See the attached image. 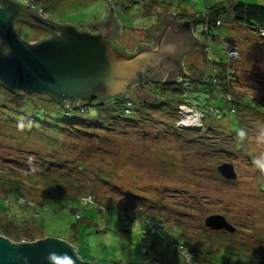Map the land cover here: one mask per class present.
Segmentation results:
<instances>
[{"label": "rangeland", "instance_id": "obj_1", "mask_svg": "<svg viewBox=\"0 0 264 264\" xmlns=\"http://www.w3.org/2000/svg\"><path fill=\"white\" fill-rule=\"evenodd\" d=\"M55 1L48 18L63 20L55 21L61 24L68 19L65 23L90 32L95 29L88 25L104 20L113 9L121 27L115 43L128 53L138 48L139 41L151 44L146 31L156 33L162 17L231 4L227 0ZM239 1L264 6V0ZM75 3L79 6L72 9ZM221 21L220 35L241 57L236 64L239 89L264 97V40L256 29L237 24L230 13ZM15 30L30 43L48 37L44 30L22 20L15 23ZM206 51V61L200 52H193L183 63L186 70L198 69L204 76L191 96L199 106L212 104L229 117L224 103L207 84L211 62L217 66L227 62L225 50L210 44ZM184 77L180 74L174 82L182 83ZM148 83L143 87L153 95ZM133 94L135 105L140 103V115L133 123L109 115L95 104L89 107V115L80 117L88 119L82 123V133L61 131L63 121L71 119L61 108L46 106L24 112V104L31 101L27 94L14 97L0 91V200L9 193L21 196L15 198L21 204L18 210L0 215L2 228L11 234L27 231L35 241L46 237L65 241L82 261L91 264H185L183 241L191 242L199 263L251 264L264 246V114L249 111L240 118L236 129L245 137L239 140L232 131L234 117L206 120V129L216 132L193 125L176 130L180 111L145 107L157 103V98L153 95L154 103L142 104L136 100L141 94L137 86ZM3 123L18 125L20 132ZM226 138L228 144L220 141ZM225 163L233 165L235 180L218 175L216 168ZM101 206L111 210L101 212ZM121 210L135 213L140 221L165 222L179 242L172 238V244L168 237L166 243L156 236L147 238L138 222L124 224V215L117 212ZM212 215L223 216L235 232L206 228L204 220ZM0 236L4 237L1 232ZM143 250L147 256L140 254Z\"/></svg>", "mask_w": 264, "mask_h": 264}, {"label": "water", "instance_id": "obj_2", "mask_svg": "<svg viewBox=\"0 0 264 264\" xmlns=\"http://www.w3.org/2000/svg\"><path fill=\"white\" fill-rule=\"evenodd\" d=\"M21 20L44 30L48 37L34 43L22 40L15 30V23ZM88 26L95 32L55 22L16 0H0V87L14 95L46 94L69 108L87 99L103 106L124 99L136 86L142 94L136 100L152 104L156 98L146 92L145 81L173 83L180 74L200 79L194 73L186 75L182 66L183 58L197 47L206 61L190 24L161 19L158 33L150 36L152 33L146 31L151 44L139 41L133 53L115 45L121 27L113 9L104 20ZM216 171L226 181L236 179L232 164H222ZM204 226L212 231L235 232L219 215L207 217ZM0 264L91 263L82 261L73 246L59 239L14 243L0 236Z\"/></svg>", "mask_w": 264, "mask_h": 264}, {"label": "trees", "instance_id": "obj_3", "mask_svg": "<svg viewBox=\"0 0 264 264\" xmlns=\"http://www.w3.org/2000/svg\"><path fill=\"white\" fill-rule=\"evenodd\" d=\"M19 1L22 2L25 0H19ZM26 1L29 2L30 7L39 11L46 18H48V16H46L47 14H52V13H50V10L54 9V5L56 6V4H57V2L55 0H26ZM227 2L231 3V4L228 6H223V5L214 6V7H211L210 9L206 10L205 12H201V13L179 14V15L174 13V16L171 13L168 16V19H171L172 21H176L177 23H187V24H190L192 28H195L198 39L201 40L200 46L203 47L204 52H207L206 49L210 44L221 45V47H223L225 50L224 44L231 43V42L227 41L224 37H222L220 35V32H219V30L223 24L221 21V17L224 15H227L229 13L232 15L233 20L237 24H242V25H245L247 27L256 29V32L260 35V38L262 40H264V36L261 35V32L262 31L264 32V6L247 4V3L240 2L239 0H227ZM77 6H79V5L77 3H75V4H73V7H71V8L77 9ZM165 18L166 17H164L162 19H165ZM61 19H65V18H61ZM174 19H176V20H174ZM66 20H68V19H65V21ZM55 21L60 22L63 20H57L55 18ZM65 21H64V23H65ZM91 24H93V23H91ZM87 31H89V30H87ZM152 35H155V34H151L150 36H152ZM141 43L146 44L148 42L146 40V41H141ZM115 45L117 47H119L120 50L126 51L122 47L118 46L116 43H115ZM232 46L235 47L233 44H232ZM235 49H236V47H235ZM199 51H200V48L197 47L193 52L197 53ZM193 52L191 54H193ZM238 54H239V52H238ZM188 56H186V57H188ZM239 56H240V54H239ZM186 57H184L183 61H182L184 73L186 75H191L192 73H194L196 76H199L200 79L199 80H192L191 78L184 77L185 80L182 81V83L162 82V83H157V84L155 83L154 84L153 82H149L147 84V87L152 89L151 93L157 98L158 102L155 103L154 105L145 106V107H150L152 110L161 108L160 110H170L172 112L173 110L176 111L180 105L196 106V108L199 111H202V113L204 115L203 129H202V131H204V132H216V131H213L211 129H206V125H205L206 120H208L210 118H215L217 120L227 118V120H230L232 117H234V121H232V122L235 125V129L232 130L229 126L227 128H230L232 131L237 132V134L235 135L236 139H239V140L243 139L245 137L244 133L241 134V132H239V129L238 130L236 129V127H238L239 123L241 122L240 118H242V116L245 115L246 113H248L249 111L253 112V113L256 112V113L264 114V97L261 96L260 98H258L256 95L253 96L249 92L240 90L239 86L235 87V89H233V91L231 92L232 98L229 101H226V100L223 101V100L219 99V96H218V99L224 103V105L228 111L229 117H227L225 113H222L221 109L219 107L213 106L212 104L208 105V106L207 105L206 106L205 105L199 106L197 104V98L191 96V94L195 90L196 84H203L202 80H204V76H203V73L200 72L198 69L197 70H191V71L185 69L183 63H184ZM240 59H241V57H240ZM225 64L220 63L218 65V70L221 69L223 72L224 70L222 68H224ZM190 66H194V65L190 64ZM212 66H215V68L217 69V64L215 63V61L211 62V67ZM211 73H212V68H211ZM209 75H210V77L207 78V84L209 85L208 87H210V88L212 87L214 90H216V92L218 89L219 90L220 89L225 90V85H226L225 83L220 82L218 84H212L211 78H213V77H211L210 73H209ZM223 79L224 78H222L221 81H223ZM184 82H187L186 89L184 88L186 83L183 85ZM131 90L133 91L135 89H131ZM238 90H240V91H238ZM0 91L6 92L7 94H11L2 87H0ZM20 94H22V93H20ZM11 95H13L14 97L18 96V95H14V94H11ZM27 98H29L31 101H30V103L24 104V106L26 108V110L24 112H26L27 110L32 109V108H44L46 106H48V107L57 106V107L61 108L62 111H64L66 116H71V119L69 121H66V120L63 121L61 131L64 130L65 132H70L72 130L77 131V132H82V128H83L82 123H85V121H87L88 119L81 120L80 117L85 116V115H89V107H93V105H95V104H97L96 106L100 110H104V112L108 113L109 115H112V116L115 115L116 118H125V120L132 122V123L140 115V113H138L140 103H138L137 105H135V103H134L132 113L130 115H125V112H124L125 107H124V102L122 101V99L113 100L112 101L113 103L112 102L107 103L103 106H101L97 100L87 99V100H81L77 104L72 105L69 108H64V107L60 106L58 103H56L51 97H49L46 94H27ZM211 107L216 109V111L218 112V115L213 116L212 113H208L209 108H211ZM240 112H241V115H240ZM21 115H22V113H21ZM238 115H240V116L237 117ZM3 125H5V124L3 123ZM13 126H15V127H13ZM93 126L95 127L98 125L93 124ZM5 127H7V128L13 127L15 130L20 129L19 126L15 125V124L10 125V126L5 125ZM174 127L176 130H179L178 128H176L175 123H174ZM61 131H57L56 134H59ZM181 131H184V130H181ZM218 131L219 130H217V132ZM18 132H20V131L18 130ZM186 132H188V131H185V133ZM188 133H190V132H188ZM84 134H87V133L84 132ZM220 134H222V133H220ZM39 135H41V134H39ZM23 139H24V137H23ZM51 140H53V139H51ZM220 141H223V143L228 144L227 138L226 139H220ZM11 182L12 181H10V184L14 185L16 190H19L21 192V187L19 185H17L15 182H12V183ZM82 192H84V190ZM16 197H21V196H15L13 193H9L4 200L3 199L0 200V215L8 216L10 214V212L18 210V206L21 204H19L15 200ZM92 202L87 203V204L91 205ZM99 208L101 209V212L111 210V208L105 209L102 206ZM69 210L71 213H75V211L72 208H70ZM20 211H23V210H20ZM33 211H35V210H33ZM117 212H119L118 213L119 215L121 213L124 215L123 217L125 219V222H124L125 225L128 224L129 222H133V223L138 222V224L142 228V234L144 236H146L147 238H151L153 236H156L159 238L160 241L165 242L166 237H168V239L169 238L171 239V243H172L173 236L168 231L165 222L157 220V219L156 220H154V219H141V221H140V219H137L138 216L135 215V213H133V212L132 213L127 212L126 210H121V211H117ZM23 214H25V213H23ZM31 215H36V213H33V214L31 213ZM35 219H37V218L35 217ZM3 226H4L3 224L0 225V232L5 238L9 239L10 241H13L16 243H20L21 241H25V242L35 241L33 234H29V232L27 233V231L25 233L22 232L23 234H11L7 229L6 230L3 229L2 228ZM23 226H25V228L27 229V226L25 224ZM157 227H162V229L159 231ZM70 228L75 229L76 226L71 225ZM76 232H77V228H76ZM74 239L76 242L77 241L76 235H75ZM173 239L176 240L177 242H179L176 238H173ZM180 243L182 244V246L185 247L186 251L192 252V246H191L190 241H183ZM176 245L179 246L178 244H176ZM152 250H155V247H153L151 249V251ZM140 254L143 257L147 256V250H143V252H141ZM259 254H260V255H258L259 258H257L255 260L256 262L253 261L251 264H264V246H262V251ZM191 261L193 263H196V264H202V263H199V261L197 260V257H195V255L193 256ZM206 262L213 264L210 261H206Z\"/></svg>", "mask_w": 264, "mask_h": 264}, {"label": "built area", "instance_id": "obj_4", "mask_svg": "<svg viewBox=\"0 0 264 264\" xmlns=\"http://www.w3.org/2000/svg\"><path fill=\"white\" fill-rule=\"evenodd\" d=\"M16 1L21 2L19 0H16ZM21 3L29 5V2L26 0L22 1ZM172 15L174 16V13H172ZM192 31H193L192 32L193 37L200 43L201 40L198 39L195 28H192ZM261 35L264 36L263 31L261 32ZM224 47H225V51H226L225 53L227 57V63L224 65V68H222L224 71L222 72L221 69L218 70V66H217V69L215 68V66H212L211 67L212 68L211 77L213 78H211V81H212V84H218L220 82H223L226 84L225 90L218 89L216 93L219 96V99L223 101L224 100L229 101L232 98L231 92L233 91V89H235V87H238V84H239V77L237 76L238 74L236 72L237 71L236 64L240 60V56L238 54V51L235 49V47L232 46L231 43L224 44ZM222 78H224L223 81H221ZM184 84H185L184 88L186 89L187 82H184L183 85ZM130 95H132L131 92L124 99H122V101L124 102V107H125V110H124L125 115H130L134 107V101L132 100V97ZM176 111L177 112L180 111L181 113L180 116L179 114H177L178 116L176 115L177 116V120L175 122L176 128L183 130V129H188L189 126L193 125L194 127L203 129L204 115L202 111H199L196 108V106L180 105ZM186 112H188V114H186ZM208 113H212L213 116L218 115V112L213 107L209 108ZM157 228L159 231L162 229V227H157ZM182 255L184 256L185 264H196L191 261V259L194 256L193 252L182 250ZM151 264H154V263H151Z\"/></svg>", "mask_w": 264, "mask_h": 264}, {"label": "flooded vegetation", "instance_id": "obj_5", "mask_svg": "<svg viewBox=\"0 0 264 264\" xmlns=\"http://www.w3.org/2000/svg\"><path fill=\"white\" fill-rule=\"evenodd\" d=\"M159 27H160V25L158 26L156 33L159 31ZM156 33H155V34H156ZM146 44H147V43H146ZM134 89H135V88H134ZM134 91H135V90L131 91L132 95H134V94H133Z\"/></svg>", "mask_w": 264, "mask_h": 264}]
</instances>
